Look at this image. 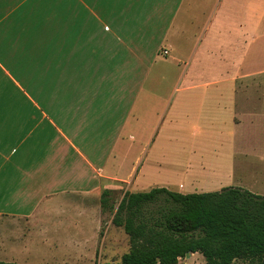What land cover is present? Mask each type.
I'll return each instance as SVG.
<instances>
[{"label":"crops","instance_id":"0c3cea01","mask_svg":"<svg viewBox=\"0 0 264 264\" xmlns=\"http://www.w3.org/2000/svg\"><path fill=\"white\" fill-rule=\"evenodd\" d=\"M193 27H200L197 35ZM252 65L264 69V0H0V223L31 220L66 197L71 205L63 209L99 217L102 193L114 181L125 183L106 169L115 139L134 132L151 138L169 111L166 130H198L184 116L172 124L180 100L197 86L219 107L218 118H207L210 141L243 117L251 131L264 125V99H253V86L264 85H253ZM199 69L203 85L194 83ZM235 144L222 148L231 153L227 185H253L264 195L261 181L250 180V165L236 161L248 151ZM180 186L191 193L184 179ZM17 232L0 225V261L14 262ZM38 234L44 244V226H32L26 239ZM195 256L206 264L199 253L178 264H201Z\"/></svg>","mask_w":264,"mask_h":264},{"label":"rangeland","instance_id":"374dc122","mask_svg":"<svg viewBox=\"0 0 264 264\" xmlns=\"http://www.w3.org/2000/svg\"><path fill=\"white\" fill-rule=\"evenodd\" d=\"M198 28L200 27H193L194 35H197ZM195 76V85H203L204 79L202 81L201 78L204 77V74L200 69L195 73ZM180 85L182 84L179 82L178 88ZM253 85H264L263 68L253 67ZM194 89L196 90L192 92L193 94L180 100L182 103L178 107V120L177 123L173 122L172 124H183L184 120L181 117L184 116L187 121L186 125H196L199 127L198 130L193 131L181 127L166 130L170 124L169 111L161 118L160 129L151 138L140 137L134 132L124 138L115 139L112 161L109 162L106 169L109 174L114 176V179L125 180V183L112 182L113 204L117 205L127 190L134 193L148 192L153 188H158L157 185H165V188L174 192L185 191L187 189L183 190V187H179V183L183 179L185 186L191 184L188 188L191 193L214 192L231 187L227 185L230 180L227 178L228 170L225 169L230 164L231 158H228V155L231 156V153H227L226 149L223 151L222 148H230L233 140L236 142L237 149L248 151L246 158L237 155V163L246 161L244 163L250 165V169L247 170L250 180L253 181V177H257L262 183L259 188H261V192H264V125L255 126L253 124V131H251L248 120L243 117L242 123L234 130H231L229 126V129L226 130L227 134L223 132L218 137L220 130L214 131L216 137L210 141L209 136L205 135L207 118L209 115L218 118L220 116L219 107L216 106L214 109V104H211L212 100L202 98L203 90H199V86ZM180 95L182 93L179 91L173 95L169 110L176 109ZM257 98L264 99V90L256 89L253 86V99ZM213 101L221 103L218 98ZM186 116H189L188 119ZM230 130L233 132V137L229 135ZM143 144H145V150L141 152ZM243 158L245 159L242 160ZM202 164L205 167L208 165L210 169L202 170L200 168ZM186 165H191L192 168L188 170L187 174L180 170ZM149 166L155 167L156 171L146 169ZM167 181H175V184L169 185ZM231 181L234 182L233 178ZM252 186L247 187V190L252 192ZM62 205H71L68 197L63 201L52 203L49 210L37 213L31 220L1 221V226L12 230L17 229V234L13 235L17 239H15L16 241L22 238L13 247L15 253L18 254L13 259L14 262L33 264L44 259L47 264L116 263L129 252L131 248L129 238L123 229L112 224L111 211H102L99 217L92 212L89 218L83 219L78 217L74 210L63 209ZM85 220L87 225H83L84 229L80 228ZM63 223L67 225V231L60 230ZM32 226L46 228L48 234L45 236L44 244H40L43 241L40 238L44 239V234L32 235L29 240L26 239V232ZM85 248H91L90 253L85 254ZM94 248L97 253L93 254ZM35 249L39 254L34 256L32 253ZM79 254H82V258H77ZM30 255L32 256L30 257ZM195 258L199 259L202 264L201 256H195ZM203 263L205 262L203 261ZM236 264L245 263L237 262Z\"/></svg>","mask_w":264,"mask_h":264},{"label":"trees","instance_id":"16d2710c","mask_svg":"<svg viewBox=\"0 0 264 264\" xmlns=\"http://www.w3.org/2000/svg\"><path fill=\"white\" fill-rule=\"evenodd\" d=\"M113 193H102V211L112 212L131 248L102 264H178L195 253L206 264H264V195L233 186L190 194L158 187L126 191L115 205Z\"/></svg>","mask_w":264,"mask_h":264},{"label":"built area","instance_id":"2783aa9c","mask_svg":"<svg viewBox=\"0 0 264 264\" xmlns=\"http://www.w3.org/2000/svg\"><path fill=\"white\" fill-rule=\"evenodd\" d=\"M164 54H167V51H164Z\"/></svg>","mask_w":264,"mask_h":264}]
</instances>
